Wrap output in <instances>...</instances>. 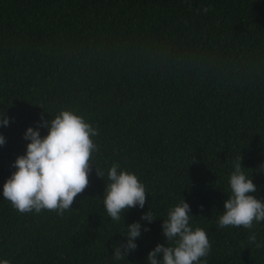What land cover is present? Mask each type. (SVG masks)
Listing matches in <instances>:
<instances>
[{
  "label": "trees",
  "instance_id": "obj_1",
  "mask_svg": "<svg viewBox=\"0 0 264 264\" xmlns=\"http://www.w3.org/2000/svg\"><path fill=\"white\" fill-rule=\"evenodd\" d=\"M62 109L98 130L89 185L63 215L20 213L3 197L4 183L26 152V129L46 135L41 116ZM3 113L0 259L147 264L166 243L163 219L184 198L190 225L211 244L202 264H264V221L218 225L238 156L264 201V0H0ZM113 163L147 193L144 207L120 221L103 204ZM148 210L152 222L141 220ZM135 221L136 249L114 259Z\"/></svg>",
  "mask_w": 264,
  "mask_h": 264
},
{
  "label": "clouds",
  "instance_id": "obj_2",
  "mask_svg": "<svg viewBox=\"0 0 264 264\" xmlns=\"http://www.w3.org/2000/svg\"><path fill=\"white\" fill-rule=\"evenodd\" d=\"M8 123V117L0 114V124L7 126ZM40 126L47 128L46 135L41 136L39 127L26 129L24 138L29 141L26 152L14 161L16 170L4 183L3 197L20 213L49 210L63 215L72 208L75 197L89 185L90 160L92 153L98 150L92 137L98 135V130L80 115L64 109L51 120L41 116ZM4 143L5 137L0 134V145ZM241 161L240 155L230 174V194L224 201L223 214L218 218L221 228L243 226L251 229L254 222L264 221V201L254 195L257 187L252 178L243 172ZM96 174L104 178L102 170L96 169ZM107 176L103 204L113 221H120L122 214L130 208L144 207L145 186L134 173L122 170L118 163H113ZM190 212V205L184 198L169 209L162 224L166 243H158L149 251L147 264H202L201 258L209 253L211 244L205 230L200 227L193 229L190 225ZM155 218L150 210L141 216V220L148 222ZM144 230L149 229L145 227ZM140 235L139 221L127 225V242H120L114 248V259H125L128 251L135 250V240ZM249 239L255 242V234ZM160 254L162 259L157 258ZM0 264L11 262L0 259Z\"/></svg>",
  "mask_w": 264,
  "mask_h": 264
}]
</instances>
